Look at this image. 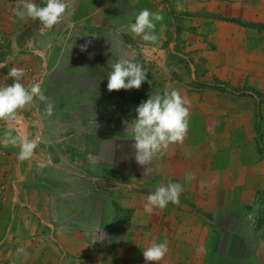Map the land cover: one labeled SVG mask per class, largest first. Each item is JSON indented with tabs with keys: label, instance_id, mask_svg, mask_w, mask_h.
I'll return each mask as SVG.
<instances>
[{
	"label": "crops",
	"instance_id": "0c3cea01",
	"mask_svg": "<svg viewBox=\"0 0 264 264\" xmlns=\"http://www.w3.org/2000/svg\"><path fill=\"white\" fill-rule=\"evenodd\" d=\"M144 8L160 16L154 29L158 36L155 45L134 38L126 28ZM68 9L76 11V17L83 11L84 19L92 18L91 36L102 32L108 38L113 35L115 23H120L121 34L144 44L148 55L172 65L170 73L178 81L172 80L167 87L162 83V87L176 88L189 99L188 131L182 143L170 145L144 169L132 157L133 141L125 137L126 129L118 130L116 123L102 125L106 112L102 105L95 110L84 97L53 109L51 115L59 114L60 119L55 130L48 114L37 108V101L19 109L17 119L0 129V138L11 131L12 135L37 140L38 147L30 159L21 161L17 158L18 146L0 144V189L4 195L7 193L0 213V264H145L142 251L153 242H166L168 246L157 264H207V258L212 260L207 249L218 243L213 240L217 228L212 227V220L234 215L238 200L245 198L250 184L263 171L254 161L232 160L231 165L225 164L219 153L224 146L222 136L236 135V148L243 149L247 134L243 128L219 127L229 117L236 119L234 112L229 115L228 110H218L212 113L213 118L207 109L199 108H208L213 102L210 96L215 93L200 94L199 89L191 88L194 78L188 67L178 63L177 55L186 53L189 58L201 56L208 60L213 52L206 48L220 45V80L236 83V88L259 82L258 69L262 65L264 68V58L256 60L254 52L261 49H255L256 40L247 46L245 29L233 23L264 22V0H69ZM125 9L130 10L125 13ZM217 17L221 20L214 19ZM19 46L20 41L12 37L0 48V85L12 83L7 76L11 68L29 65V60L20 62ZM96 47L100 48L98 44ZM232 54L242 57L241 65L235 64ZM109 55V65L119 58L113 50ZM246 55L251 56L248 61ZM38 62L37 71L46 72L45 62ZM194 70L196 78L201 77L198 72L204 73L199 82L206 83L211 70L206 66ZM242 77L245 84L240 81ZM103 83L107 86V81ZM210 120L217 121L216 125L211 126ZM188 172L193 175L191 181L185 179ZM78 180L89 187L80 186L71 193L67 185L73 186ZM169 182L184 187L179 203L145 213L147 194ZM59 199L86 200V209L78 207L76 213H69L55 205ZM105 201L107 213L99 205ZM66 215L76 216L77 220L70 224L56 222L58 216ZM263 242L260 239L255 243L258 252L252 256L260 264H264Z\"/></svg>",
	"mask_w": 264,
	"mask_h": 264
},
{
	"label": "rangeland",
	"instance_id": "374dc122",
	"mask_svg": "<svg viewBox=\"0 0 264 264\" xmlns=\"http://www.w3.org/2000/svg\"><path fill=\"white\" fill-rule=\"evenodd\" d=\"M35 3L43 6L44 0H35ZM19 6L20 0H0V48L12 37L16 41H20V62L29 60L28 67L23 68L24 76L21 83L29 86L32 82H42L41 87L44 95L52 102L53 109L66 104L70 105L85 97L87 99L85 102L90 104L92 108L95 106V110L101 109L100 105L105 109V119H102V125L108 126V123L110 125L116 123L117 129H126L124 130L125 137L131 139L125 122H130L135 118L136 107L145 100L142 95L145 94L148 97L157 90L163 91L166 89L162 87V83L167 87L169 83L173 82L172 80L178 81L170 73L173 71L172 65L156 55H148V48L144 44L121 34L118 27L120 23H115L116 28L113 31V35L118 33L119 40L122 42L121 47L117 49L111 46L113 35L106 38L101 32L95 37L91 36L94 33L92 18L84 19L86 13L83 11L80 17L77 16V18L76 11L68 10L64 20L51 28H46L38 20L17 19L14 15V9ZM129 10L125 9V13H128ZM214 19L221 20L218 17ZM227 20L229 21V19H224V21ZM233 24H238V26L245 29V44L247 46L251 40H256L257 47L255 49L259 48L261 50L254 52V55H258L254 58L256 60L260 57L264 58V22L250 20L242 22L238 20L234 21ZM97 31L103 30L98 29ZM85 42H89L87 51L81 52L80 46ZM192 43L194 44L195 41H192ZM50 44L53 46L52 48ZM96 44L100 48L96 47ZM11 46L10 44L9 49L12 48ZM221 47L218 45L214 48H206L208 52H213V56L208 60L201 56H198L197 59H194L195 57L189 58L186 53H178L177 57L180 58L178 63L188 67L187 71L191 78H194L193 83L190 84L191 88L199 89L197 92H200V94L205 91L208 95L215 93L214 96H210L213 102L208 103V108L202 105H199V108L207 109L210 112L208 115L213 118L216 117L212 113L218 112V110H228L229 115L231 111L234 112L236 119L229 117V119L223 120V124H219V127L228 125L229 128H243L244 133L247 134L245 138L248 142L243 149L236 148V135L222 136L221 143L224 146L220 147L221 151L219 153H221L225 164L227 166L231 165L232 160L254 161L255 164L262 167L259 170L263 171V174L256 179L255 183L253 181L250 184L251 188L244 194L245 198L240 202L238 200L235 207L237 211L234 215H230L228 218L225 217V220L222 217L212 220V227L217 228V231L214 229L213 240H218V243H215V246L210 250L207 249V252L211 253L209 257L212 259L210 261L207 258V264H260L254 261L252 256L258 252L257 248L254 249L255 243L260 239L261 242L264 241V68L262 65V68L258 69L260 70L258 73L261 75L259 82L236 88L234 86L236 83L231 84L219 79V66L223 65ZM111 50L115 51L118 57L121 55L134 56L143 65L147 75L146 80L142 82L139 89L109 91L107 86L104 85L103 82L107 81V75L111 71V65L108 62ZM24 55L29 56L25 57ZM248 56L243 57L248 61L251 58V56ZM231 57L236 61L235 64L241 65V56L232 54ZM39 59L42 63L45 62L46 72L44 73L37 71ZM246 62L244 63L247 64L248 62ZM228 63L232 64L230 61ZM198 66H201L202 69L206 66L208 70H211L209 80L207 79L206 83L199 82L204 77V73L198 72L201 77L196 78L194 76L196 72L194 69ZM229 67L231 66L229 65ZM178 72L180 71L178 70ZM44 75L45 77H43ZM244 77H246L245 74ZM247 80L246 77L245 81ZM240 81L245 84L243 77ZM258 85H262V88L259 89ZM37 105L40 111H45L42 102L37 101ZM240 110L245 114L237 112ZM108 113L111 115H108ZM60 116L63 115L60 114ZM58 118L59 114L48 115V121L55 126L53 130L58 128L57 122L60 121ZM210 121H212L211 126L217 123V121ZM231 142L234 147H232ZM213 155H216V153ZM83 183L82 180H78V183L74 182L73 186L72 184L67 186L72 193L77 187L81 186V189L89 187L87 184L82 186ZM4 196L7 197V193ZM55 205L64 207L63 209H67L69 213L71 211L76 213L78 207L83 208V210L86 209V200L59 199ZM99 205L107 213L108 203L105 201ZM86 219L88 220L89 217H86ZM75 220H77L76 216L66 215L58 216L56 222L70 224ZM105 220L106 216H103L104 223ZM236 240L240 244L239 242L236 244ZM258 261L260 262L259 259Z\"/></svg>",
	"mask_w": 264,
	"mask_h": 264
},
{
	"label": "clouds",
	"instance_id": "9594fccd",
	"mask_svg": "<svg viewBox=\"0 0 264 264\" xmlns=\"http://www.w3.org/2000/svg\"><path fill=\"white\" fill-rule=\"evenodd\" d=\"M68 2L69 0H44L41 6L35 3V0H20V6L14 9V15L19 20L25 18L38 20L46 28H51L66 18ZM159 19V14L144 8L135 15L134 22L128 23L126 28L134 38L139 37L144 42L155 45L158 36L154 29ZM112 40L111 46L119 49L122 42L118 33L113 35ZM88 43L80 46L81 52L87 51ZM146 75L145 68L134 56L121 55L111 64V71L107 75V89L109 91L139 89L146 80ZM7 76L12 78V83L0 85V119L8 122L16 120L18 110L33 104L34 101L42 102L45 112L48 115L52 114L54 106L44 95L40 82H32L29 86L21 83L24 76L22 68H11ZM189 104V99L182 96L178 89L166 88L151 93L136 107L135 118L125 122V126L134 142L132 149L138 165L146 169V166L151 165L170 145L183 142L188 131ZM0 144L18 146L17 158L21 161L30 159L38 147L37 140L27 135H12L11 131L4 133L0 138ZM192 178L191 172L186 173L187 181H191ZM183 191L184 187L180 183L158 185L145 197L143 211L151 214L153 209H163L169 203L178 204ZM1 197L0 213L4 203V192ZM167 252L166 242H153L142 251V255L145 264L148 262L157 264Z\"/></svg>",
	"mask_w": 264,
	"mask_h": 264
},
{
	"label": "built area",
	"instance_id": "2783aa9c",
	"mask_svg": "<svg viewBox=\"0 0 264 264\" xmlns=\"http://www.w3.org/2000/svg\"><path fill=\"white\" fill-rule=\"evenodd\" d=\"M15 121V120H14ZM6 123H8V121H6V120H2V119H0V129L2 128V127H4L5 125H6ZM1 194H2V191H1V189H0V205H1Z\"/></svg>",
	"mask_w": 264,
	"mask_h": 264
}]
</instances>
